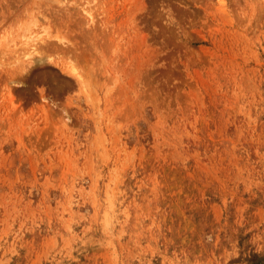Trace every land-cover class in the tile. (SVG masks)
Returning <instances> with one entry per match:
<instances>
[{"label":"rangeland","instance_id":"374dc122","mask_svg":"<svg viewBox=\"0 0 264 264\" xmlns=\"http://www.w3.org/2000/svg\"><path fill=\"white\" fill-rule=\"evenodd\" d=\"M0 264H264V0H0Z\"/></svg>","mask_w":264,"mask_h":264}]
</instances>
